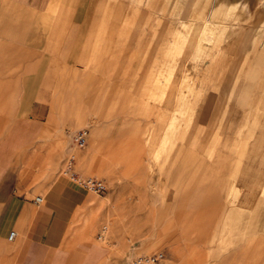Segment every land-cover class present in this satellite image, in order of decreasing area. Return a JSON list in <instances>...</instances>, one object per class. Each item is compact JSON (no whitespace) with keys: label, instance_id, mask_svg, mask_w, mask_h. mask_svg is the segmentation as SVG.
I'll list each match as a JSON object with an SVG mask.
<instances>
[{"label":"rangeland","instance_id":"rangeland-1","mask_svg":"<svg viewBox=\"0 0 264 264\" xmlns=\"http://www.w3.org/2000/svg\"><path fill=\"white\" fill-rule=\"evenodd\" d=\"M15 1L26 3L20 12L43 11L45 2ZM87 11L101 14L89 22L90 40L99 32L102 40L114 38L117 53L124 42L131 51L130 72L115 67L106 51L85 53L81 64L84 95H97L90 121L103 123L102 108H115L111 128H104L116 147L99 164L101 152L80 158L74 147L45 193L60 182L86 192L64 174L71 155L75 172L104 179L105 193L88 191L92 214L83 219L97 222L95 234L105 238L107 258L100 264L129 252L127 264L156 251L165 264H236L220 260L229 251L224 244L194 245L187 238L172 244L168 237L187 235V226L198 216L203 222L220 196L232 197L230 203L248 196L244 205L263 240L264 0H97ZM130 75L156 77L155 83L120 84ZM76 86L73 81L69 89ZM52 136L61 145L67 133ZM41 139L42 133L21 134L16 159L24 161L29 142ZM257 248L264 264V243Z\"/></svg>","mask_w":264,"mask_h":264},{"label":"crops","instance_id":"crops-1","mask_svg":"<svg viewBox=\"0 0 264 264\" xmlns=\"http://www.w3.org/2000/svg\"><path fill=\"white\" fill-rule=\"evenodd\" d=\"M96 1L45 0L43 11L21 7L24 11L20 12L18 6L26 3L0 0V264H100L107 258L101 244L105 238L95 234L98 223L83 224L92 209L88 191L60 182L45 193L65 155L75 151L72 136L79 128L70 130L68 126L88 125L87 145L78 150L80 158L91 159L93 153L101 152L102 156L95 157L97 162L94 160L99 164L110 159L116 147L108 129L115 108L110 109V104L102 108L103 123L90 121L95 111L91 102L97 95H84L81 64L85 53L103 51L111 55L115 67L125 71H131L133 62L125 42L117 53L112 36L102 40L98 32L90 40L89 22L100 20L101 14L87 8ZM101 44H106L103 49ZM155 78L130 75L120 84H132L135 79L138 84H152ZM73 81L77 85L74 92L69 89ZM36 132L42 133L43 139L30 141L27 156L18 161L20 135ZM66 133L61 145L52 136L64 137ZM76 163L74 156V168ZM17 164L20 167L16 169ZM231 198L214 200L204 221L198 216L187 226V235L172 233L168 237L171 243L181 244L182 238H187L194 245L224 244L229 251L220 260L259 264L257 245L264 243V237L261 240L249 219L244 204L250 200L242 196L230 203ZM11 231L16 235L9 239ZM128 253L107 264H123Z\"/></svg>","mask_w":264,"mask_h":264},{"label":"built area","instance_id":"built-area-1","mask_svg":"<svg viewBox=\"0 0 264 264\" xmlns=\"http://www.w3.org/2000/svg\"><path fill=\"white\" fill-rule=\"evenodd\" d=\"M88 140V130L86 128H81L77 130L72 136V144L77 149H83ZM74 155L68 159L64 173L78 185L82 186L87 191H90L94 194H103L107 191V185L104 179L97 178L93 176L83 177L78 175L74 171ZM37 202L41 201L40 197L36 198ZM106 228H103V231ZM16 235V232L11 231L8 238L12 239ZM103 234H99L98 238H102ZM165 254L162 251H156L151 254H142L136 256L129 260L127 264H165Z\"/></svg>","mask_w":264,"mask_h":264},{"label":"bare ground","instance_id":"bare-ground-1","mask_svg":"<svg viewBox=\"0 0 264 264\" xmlns=\"http://www.w3.org/2000/svg\"><path fill=\"white\" fill-rule=\"evenodd\" d=\"M65 174V173H64ZM67 176V175H66ZM69 179H70V177H69ZM70 181H72L74 184H76L78 187H80V188H82V189H84L82 186H80V185H78L76 182H74L72 179H70ZM84 190H86V189H84ZM94 203V202H93ZM259 206V205H258ZM91 213V212H90ZM92 214V213H91ZM90 214V215H91ZM89 217V216H88ZM91 217V216H90ZM93 220H94V218H93ZM89 226V225H88Z\"/></svg>","mask_w":264,"mask_h":264}]
</instances>
